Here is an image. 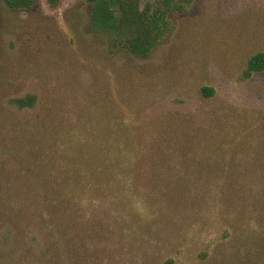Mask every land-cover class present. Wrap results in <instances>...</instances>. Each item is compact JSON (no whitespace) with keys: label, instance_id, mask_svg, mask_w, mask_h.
<instances>
[{"label":"rangeland","instance_id":"374dc122","mask_svg":"<svg viewBox=\"0 0 264 264\" xmlns=\"http://www.w3.org/2000/svg\"><path fill=\"white\" fill-rule=\"evenodd\" d=\"M32 1L0 0V261L41 255L52 214L73 264H264V0H140L165 11L146 57L83 0Z\"/></svg>","mask_w":264,"mask_h":264},{"label":"trees","instance_id":"16d2710c","mask_svg":"<svg viewBox=\"0 0 264 264\" xmlns=\"http://www.w3.org/2000/svg\"><path fill=\"white\" fill-rule=\"evenodd\" d=\"M140 0H83L90 6L91 30L95 35H102L112 40L115 46L127 47L126 49L135 56L146 57L160 41L166 29L165 11L176 0H163L162 8L155 12L139 10ZM32 0H5L9 8H29ZM183 9L182 6L177 7ZM264 72V53H257L247 61L242 74L243 79H249L256 73ZM204 95L212 96L213 90L203 89ZM34 98L27 96L16 100L18 106H30ZM70 206H64L60 210L67 213ZM71 210V209H70ZM52 214L46 217V223L51 224L53 231L45 238L42 254H36L37 258L27 259H3L0 264H46L48 259L55 257L56 253L67 255L73 264V220L53 221ZM55 222V224L52 223ZM45 226V225H44ZM46 227V226H45ZM47 228V227H46ZM44 230V229H43ZM72 258V259H70Z\"/></svg>","mask_w":264,"mask_h":264}]
</instances>
